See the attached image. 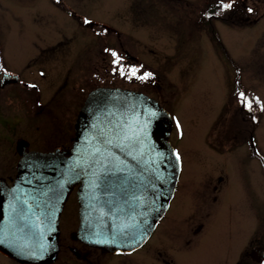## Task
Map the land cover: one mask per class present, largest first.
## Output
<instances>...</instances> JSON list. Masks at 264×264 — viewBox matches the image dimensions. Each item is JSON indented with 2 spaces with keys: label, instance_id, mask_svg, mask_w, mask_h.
<instances>
[{
  "label": "rangeland",
  "instance_id": "374dc122",
  "mask_svg": "<svg viewBox=\"0 0 264 264\" xmlns=\"http://www.w3.org/2000/svg\"><path fill=\"white\" fill-rule=\"evenodd\" d=\"M234 2L0 0L1 64L33 77L39 88L30 94L45 102L41 108L32 102L41 121L34 127L33 116L19 107L21 96L8 91L20 83L1 87L2 173L19 157L17 139L26 138L29 149L48 151L63 131L69 143L89 91L104 83L120 85L115 71L113 82L103 81L112 64L105 46L138 60L137 83L123 88L145 91L171 114L169 140L180 155L181 170L164 225L132 253L105 258L107 264H165L156 256L159 244L178 264H222L227 251L246 247L251 225L253 243H264V0ZM229 3L232 7L225 8ZM240 4L256 12L230 18ZM41 65L43 75L37 72ZM239 100H245L242 108L254 112L255 120L234 128L236 137L230 139L224 122ZM55 122L60 123L56 129ZM70 197L60 214L64 241L79 222L77 196L72 192ZM200 223L209 225L205 234L192 250L177 253L175 245L194 244L196 239L190 244L187 239ZM11 262L0 258V264Z\"/></svg>",
  "mask_w": 264,
  "mask_h": 264
},
{
  "label": "water",
  "instance_id": "95a60500",
  "mask_svg": "<svg viewBox=\"0 0 264 264\" xmlns=\"http://www.w3.org/2000/svg\"><path fill=\"white\" fill-rule=\"evenodd\" d=\"M171 121L158 100L141 91L90 90L70 149H22L12 184L0 180V251L25 264L53 262L58 217L74 184L75 237L108 252L141 246L167 209L180 171Z\"/></svg>",
  "mask_w": 264,
  "mask_h": 264
},
{
  "label": "flooded vegetation",
  "instance_id": "af4514ba",
  "mask_svg": "<svg viewBox=\"0 0 264 264\" xmlns=\"http://www.w3.org/2000/svg\"><path fill=\"white\" fill-rule=\"evenodd\" d=\"M238 2H239V0H236V2H234V4H237ZM251 6H252V4L250 5V7ZM232 9L233 10L230 11V14L232 13L231 14L232 17L230 16V18H232V19L237 18L238 15L242 11H243V13L244 12L247 13V10L244 8V4H240V6L235 5ZM252 12L253 13L256 12L254 6L252 9ZM223 13H219V17H223L224 16ZM244 16H246V15L244 14ZM224 18H221V19H224ZM104 51L107 53L108 56L111 57V63L112 64L110 65L109 70L107 69V76L110 75V77L107 78L106 80H103V81H109L110 80V82H113V80H114L113 76L115 75V73H117L116 76L120 80V81H118V82H120L119 86H122V87L128 86V85H130L129 84L130 82L137 83L136 82L137 80L135 78H137L139 73L135 74V75L132 74L133 71L136 68H138V66L135 65V64H137V65L139 64L137 59H134V57L131 56L128 52L117 53V50L114 49V46H110V47L105 46ZM113 52L118 54V57H119L118 63H114V60H116V57L113 56V54H112ZM119 54H122V55H119ZM13 69H14V67H11L8 64H1V60H0V89L2 90L1 87L5 88L6 86L8 87L9 85H14V83H16V84L20 83L18 85V88L12 86L10 89H8V91L10 92V94L12 96L18 95V94L21 96L22 102H21V105H19V107L23 108V109H21V111L25 110L26 113L30 114V116L32 115L33 117L31 116L32 117L31 120L34 121L33 126L37 127V124L39 122H41L38 118V113H40V110L36 109V106H34V104L39 106V108H41V107H43V104H45V102L41 98H35L34 99L30 93H32L31 89H33V88L38 89L39 85L37 82H35L32 79L33 77L29 78V77H27L26 74H24L26 76L23 77L20 72L14 71ZM114 71H115V73H114ZM37 72L41 75L45 74L44 66L41 65V67H39L37 69ZM3 75H5L7 78H10L12 75H14V76H16V78L14 80L10 79L9 82H5V83L1 84V78L3 77ZM94 82H93V84L97 85ZM32 85H35V87H32ZM64 85H65V81H62L58 86L62 89V88H64ZM102 85H110V84L104 83ZM22 86H24V87H22ZM91 88H93V87H91ZM129 88H133V87H129ZM143 92H145V91H143ZM2 96L3 95L0 94V97H2ZM37 96H39V95H37ZM32 102H34V104H32ZM76 116H77V114H76ZM58 124H60V123L55 122L54 124H51V126H52V128L55 127V129H56V126H58ZM5 126H6V128L13 129V127H10L9 124L5 125ZM62 132L60 133V135H58V137H59L58 141H56V142L50 141L51 144H49V145H52L51 150H54V149L67 150L72 145L74 134L70 138V142L67 143L64 140L65 134H62ZM48 134H50V133H48ZM47 137L51 139L54 136L48 135ZM15 143H16L14 145L15 151L19 155V157L16 158V162L13 163V165H15V169H16L17 162L21 157L20 152L22 151V149H25V150H30V149H29V141L26 138L20 137L19 139L16 140ZM18 144H20L19 150H18ZM13 165H12V167H13ZM12 167L10 166V168H8V170L5 169L7 171H4V173H2L3 169L1 170V165H0V180L4 181L7 185H10L16 176V170L14 171L12 169V171H10ZM180 170H181V168H180ZM5 172H6V174H5ZM178 180H179V176H178V179H177V182L175 185V190H174L173 196L171 197V199L169 201V205H168L167 209L165 210V212L163 213V215L161 216V218L155 224V227L160 226V225H164V223L162 221L166 217L167 211L170 209L172 202L175 198V192L177 191ZM77 186H78L77 184H74L69 189V191L65 197V200L63 202V207H62L60 214L65 209V205H67V203L69 202V199L71 198L70 197L71 193L74 192L76 194ZM60 214H59L58 225H57L58 226V233L56 236L57 237V253H56V257H55L54 261L50 264H57V263L58 264H107L108 260H106L107 263H105L106 262L105 258L106 259L109 257L111 258L113 254H117L119 256L120 255H127V254H130L136 250L135 249V250L128 252V253H119V252L110 253V252L103 250L101 248H98L95 246H90V245L82 242L81 240H79L77 237L73 236L74 233H76V231H77V227H78L79 222H78L77 227L74 230V232L72 231L69 234L70 238L66 239V241H64L61 238L62 227H61V222H60ZM208 226L209 225H206V224L202 225L201 223L198 225H194L192 228V231H191V235L187 239V240H189V244L192 242L193 239H196V240H194L195 241L194 244L191 245L190 247H186V248L179 247V245H175L174 250L177 251V253L181 252V251L187 252V251L192 250L194 248V246L198 243L199 238H201V236L205 234V230ZM227 228L229 229L230 226H228ZM164 234L165 233L163 232V236H164ZM162 240H163V238H162ZM145 242L142 245H144ZM244 242H245L246 247H242V248L240 247L239 249L236 250L235 253H234V251H227L225 253V260L222 262V264H255V262H256V264H264V243L263 242H256V241L253 243V225H251V227L249 229V234L244 239ZM244 242H243V244H244ZM248 243H249V246L247 245ZM253 248H256V249L253 250ZM157 249L158 250L156 251V253H157L156 256H158V258L160 259L159 263L163 262L165 264H178V261H177L176 257L173 256V254L170 257H168V255H166L165 253L164 254L162 253L163 251L161 249L160 244H159V247H157ZM169 254H171V253H169ZM2 257L12 261L11 263L25 264V263H21L19 261H16L15 259L3 254L0 251V258H2ZM100 260H104V262L101 263Z\"/></svg>",
  "mask_w": 264,
  "mask_h": 264
},
{
  "label": "trees",
  "instance_id": "16d2710c",
  "mask_svg": "<svg viewBox=\"0 0 264 264\" xmlns=\"http://www.w3.org/2000/svg\"><path fill=\"white\" fill-rule=\"evenodd\" d=\"M218 8H214L213 10L215 11ZM238 90L237 86H235L234 91ZM245 101V100H244ZM244 101L239 100L240 103H238L237 108L235 107L233 115L230 116L229 119H227V122H224L225 126V132L224 134L232 139V137H236L232 132L235 131L234 128H241L245 126L249 118H253V121L255 120L254 112L253 114L250 111H246L244 108H242V103H245ZM250 108V107H249ZM243 120L245 122H243Z\"/></svg>",
  "mask_w": 264,
  "mask_h": 264
},
{
  "label": "snow or ice",
  "instance_id": "6c2138e0",
  "mask_svg": "<svg viewBox=\"0 0 264 264\" xmlns=\"http://www.w3.org/2000/svg\"><path fill=\"white\" fill-rule=\"evenodd\" d=\"M224 7L225 8H230V7H232V4L231 3L225 4ZM249 11H252V9H249ZM85 22L86 23H90L89 21H85ZM112 54H113L114 57H116V60H114V63H118V61H119L118 54L115 53V52H113ZM132 74L135 75L136 74L135 71H133ZM150 75H151V73H145V77L150 76ZM141 78H144V77H141ZM32 87H35V85H32ZM240 95H241V97H244V94L243 93H241ZM249 106H250V103H249Z\"/></svg>",
  "mask_w": 264,
  "mask_h": 264
},
{
  "label": "bare ground",
  "instance_id": "6f19581e",
  "mask_svg": "<svg viewBox=\"0 0 264 264\" xmlns=\"http://www.w3.org/2000/svg\"><path fill=\"white\" fill-rule=\"evenodd\" d=\"M2 78H4V79H10V78H7L5 75H3V77H2ZM2 78H1V79H2Z\"/></svg>",
  "mask_w": 264,
  "mask_h": 264
}]
</instances>
